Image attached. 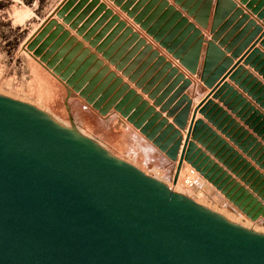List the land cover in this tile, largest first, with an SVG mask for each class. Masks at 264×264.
<instances>
[{
    "label": "rangeland",
    "instance_id": "obj_1",
    "mask_svg": "<svg viewBox=\"0 0 264 264\" xmlns=\"http://www.w3.org/2000/svg\"><path fill=\"white\" fill-rule=\"evenodd\" d=\"M0 94L264 229V0H0Z\"/></svg>",
    "mask_w": 264,
    "mask_h": 264
},
{
    "label": "water",
    "instance_id": "obj_2",
    "mask_svg": "<svg viewBox=\"0 0 264 264\" xmlns=\"http://www.w3.org/2000/svg\"><path fill=\"white\" fill-rule=\"evenodd\" d=\"M0 264H264V235L0 95Z\"/></svg>",
    "mask_w": 264,
    "mask_h": 264
},
{
    "label": "bare ground",
    "instance_id": "obj_3",
    "mask_svg": "<svg viewBox=\"0 0 264 264\" xmlns=\"http://www.w3.org/2000/svg\"><path fill=\"white\" fill-rule=\"evenodd\" d=\"M0 95H2V94H0ZM2 96H4V95H2ZM4 97H5V96H4ZM19 103H21V102H19ZM21 104L26 105L27 107H29V108H31V109H33V110H35V111H37V112H39V113H41V114L47 116V117H49L50 119H52L53 121H55L56 123H58L59 125H61L62 127H64V128H66V129H68V130H70V131H72V132H74V133H76V134H78V135H80V136H82V137H84V138H86V139L92 141V139L87 138L86 135H84L83 133L78 132V131L76 132L75 130H72L71 128H69V127L65 126L64 124L60 123L57 119L53 118L52 116L47 115V114H45V113H43V112H40V111H39L37 108H35L34 106L29 105V104H27V103H23V102H22ZM92 142L95 143L94 141H92ZM95 144H97V143H95ZM97 145H98L99 147H101L102 149H104V147H102L101 145H99V144H97ZM104 150H105V149H104ZM126 163H127V162H126ZM128 164L131 165L132 167L136 168L135 165L130 164L129 162H128ZM136 169H137V168H136ZM137 170H138V169H137ZM141 171H142V170H141ZM144 174H145V173H144ZM146 176H147V175H146ZM156 179H157V180H156L157 182H159L160 184H162V185H163L164 187H166L168 190H170L171 192H173V193H175V194H178L177 192L174 191L173 188L167 186L166 183H165L164 181H162V180H158V178H156ZM186 186H187V185H186ZM187 188H189V187L187 186ZM189 189H190V188H189ZM178 195H180V196H182V197H184V198L190 200V198H189L188 196H186V195H183V194H180V193H179ZM190 201H191V200H190ZM197 205L200 206V207H202V208H204V209H206V210H208V211H210V212H212L213 214L217 215L218 217H220V218H222V219H224V220H226V221H228V222H230V223H232V224H234V225H236V226H239V227H241V228H243V229H246V230H248V231H252V232H254V233H258V234H262V235H264V229H262V228H256V227L250 228L248 225L243 226V225H241V224L238 222V220H236V219H234V218H231V217H225L223 213L213 211V210H211L209 207H207V206L204 205V204H197Z\"/></svg>",
    "mask_w": 264,
    "mask_h": 264
},
{
    "label": "built area",
    "instance_id": "obj_4",
    "mask_svg": "<svg viewBox=\"0 0 264 264\" xmlns=\"http://www.w3.org/2000/svg\"><path fill=\"white\" fill-rule=\"evenodd\" d=\"M190 189L200 186L199 179L195 176L194 170L188 171L187 177L183 181Z\"/></svg>",
    "mask_w": 264,
    "mask_h": 264
}]
</instances>
